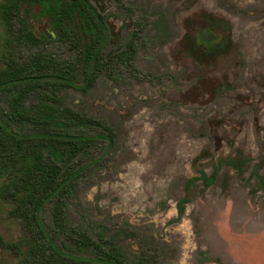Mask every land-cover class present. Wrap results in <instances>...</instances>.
<instances>
[{
    "label": "rangeland",
    "instance_id": "1",
    "mask_svg": "<svg viewBox=\"0 0 264 264\" xmlns=\"http://www.w3.org/2000/svg\"><path fill=\"white\" fill-rule=\"evenodd\" d=\"M88 1L119 34L88 81L66 39L9 45L12 58L43 77L0 89L1 120L22 135L93 137L72 160L57 162L62 173L85 165L61 197L63 230L52 232L54 197L41 222L70 254H90L76 241L83 231L127 264H236L223 232L236 233L250 217L251 226H264V0ZM206 16L228 24L230 43L204 64L186 52L183 36L205 48L218 43L224 33ZM33 24L47 30L44 19ZM10 36L0 24V65ZM47 109L56 117L46 120ZM105 128L113 140L107 151L96 136ZM41 152L50 163L46 143ZM9 172L0 166V185ZM11 208L0 197V237L31 239ZM21 258L0 247V264H37L33 254Z\"/></svg>",
    "mask_w": 264,
    "mask_h": 264
},
{
    "label": "trees",
    "instance_id": "2",
    "mask_svg": "<svg viewBox=\"0 0 264 264\" xmlns=\"http://www.w3.org/2000/svg\"><path fill=\"white\" fill-rule=\"evenodd\" d=\"M32 3L38 5L36 12H30L29 5ZM35 19H44L48 31L36 30L33 24ZM206 21L210 28L224 33L218 43L205 48L188 33L183 36L186 52L204 64L219 53L225 52L230 43L228 24L224 20L206 16ZM0 24L11 31V38H5L4 41L8 42L3 45L4 61L0 65V89L8 85L39 81L43 77L31 72L30 62L20 63L12 58L13 47H9L10 41L36 46L49 38L66 39L81 55L86 82L90 79L92 70L105 63V60L100 59L103 47L117 40L119 36L112 24L106 23L88 0H4L0 2ZM29 87L30 85L26 88ZM51 113L47 109L46 116L43 117L46 120L56 117L51 116ZM54 123L62 125L60 120H55ZM105 131L107 132L96 136L107 140V151L111 148L113 140L111 131L106 128ZM92 139V136L58 132L22 135L14 132L0 118V152L3 153L0 154L3 163L0 166L2 169L10 168L9 174L12 176L8 182L0 185V197L10 202V212L23 221L31 234V239L21 238L19 241H6L0 237V247L22 256V262H28L33 254L37 264H127L119 254L110 250V247L107 249V244H102L101 238L95 240L83 231H76V241L83 244L90 254L75 255L63 251L40 219V210L54 197L52 232L63 230L66 213L61 197L71 178L85 165L62 173V168L57 162L62 159L69 162L79 154L85 142ZM44 143L49 146L50 163L46 162L41 152ZM204 154L205 151H201L198 157ZM141 257L138 256L139 261Z\"/></svg>",
    "mask_w": 264,
    "mask_h": 264
},
{
    "label": "crops",
    "instance_id": "3",
    "mask_svg": "<svg viewBox=\"0 0 264 264\" xmlns=\"http://www.w3.org/2000/svg\"><path fill=\"white\" fill-rule=\"evenodd\" d=\"M238 203L242 202L238 201ZM251 220L252 217L242 222L241 226L238 225L236 233L233 231L223 232L222 235L226 238L223 248L231 256L228 257L229 259L227 258L228 261H233L236 264H264V226L259 229L255 228L251 226Z\"/></svg>",
    "mask_w": 264,
    "mask_h": 264
}]
</instances>
